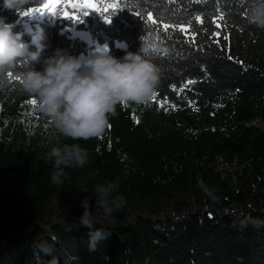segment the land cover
<instances>
[{
  "label": "trees",
  "instance_id": "obj_1",
  "mask_svg": "<svg viewBox=\"0 0 264 264\" xmlns=\"http://www.w3.org/2000/svg\"><path fill=\"white\" fill-rule=\"evenodd\" d=\"M48 2L29 0L26 11ZM96 2L117 3L115 15L69 8L82 18L72 23L58 5L50 17L21 18L0 0L14 31L44 30L45 55H87L70 29L88 31L118 58L155 38L144 56L159 69L151 99L118 104L104 134L88 141L56 133L20 87V74L40 63L9 74L0 89V264H35L34 244L48 236L73 264H264V227H241L264 221V29L247 23L252 0ZM64 144L86 149L89 162L64 168L57 185L47 154ZM108 181L126 204L97 216L94 228L111 235L89 251L90 230L77 226L81 201L92 204L95 186Z\"/></svg>",
  "mask_w": 264,
  "mask_h": 264
},
{
  "label": "clouds",
  "instance_id": "obj_2",
  "mask_svg": "<svg viewBox=\"0 0 264 264\" xmlns=\"http://www.w3.org/2000/svg\"><path fill=\"white\" fill-rule=\"evenodd\" d=\"M28 4L29 0H2L5 9L19 14L26 12ZM40 15L43 14L26 17ZM247 23L264 29V0H252ZM15 27V23H7L0 16V89L12 83L9 74L19 63H40L41 70L25 68L19 85L35 99L36 110L64 138L88 141L100 137L109 126V117L116 115L118 104L148 102L159 83V69L144 56L148 48L157 47L155 38L145 41L141 37L137 52L125 51L119 58L110 54L106 46L90 55H72L61 48L45 55L49 44L42 28L28 26L23 32H16ZM24 35L30 39L25 41ZM47 156L57 169L51 177L57 185L63 182L64 168L84 167L89 162L87 150L79 144L53 146ZM118 189L116 182L98 183L92 191L95 201L90 204L87 197L81 201L83 212L77 226L90 230L89 251H95L97 244L111 235V231L94 228L99 223L97 216L111 218L114 212L125 207V198L116 194ZM92 207L95 212L90 210ZM249 222L255 228L264 227V221L249 220L241 221V227H247ZM34 249L35 264H73L74 257L58 246L55 236L40 237Z\"/></svg>",
  "mask_w": 264,
  "mask_h": 264
},
{
  "label": "snow or ice",
  "instance_id": "obj_3",
  "mask_svg": "<svg viewBox=\"0 0 264 264\" xmlns=\"http://www.w3.org/2000/svg\"><path fill=\"white\" fill-rule=\"evenodd\" d=\"M58 5H61L60 11L63 13V18L71 21L72 23L82 22V18H80L78 11L69 12L68 11L69 8L73 10H78L81 8L90 9V10H95L97 13H101L107 10H112L113 15H115L116 9L118 8L117 3H107L101 5L98 4L96 0H49L48 3H45L43 5V7L35 8L31 12L30 11L23 12V15L25 16L32 15L33 12L44 14L45 10H47V12L50 14H55ZM88 13L89 11H84L83 16H87ZM103 19L105 20V22H109L111 17L109 15H103ZM147 19L153 24L156 23L155 19H153L151 14L148 15ZM195 19L197 21H202V18L199 15H197ZM164 27L167 28L168 25H164ZM217 27H220V25H217ZM180 30L183 32L186 29L182 26ZM224 39H227V37H224ZM31 104L32 105L36 104L35 99L31 101Z\"/></svg>",
  "mask_w": 264,
  "mask_h": 264
},
{
  "label": "rangeland",
  "instance_id": "obj_4",
  "mask_svg": "<svg viewBox=\"0 0 264 264\" xmlns=\"http://www.w3.org/2000/svg\"><path fill=\"white\" fill-rule=\"evenodd\" d=\"M33 14H35V12H33ZM50 15L51 14L48 13L47 10H45V14H43V16L50 17ZM36 17L37 16H33L31 17V19H35ZM70 33L72 38H78L88 45L87 55L93 54L96 51V49L101 47L100 45L93 43L88 31H84V30L78 31V30L70 29Z\"/></svg>",
  "mask_w": 264,
  "mask_h": 264
}]
</instances>
